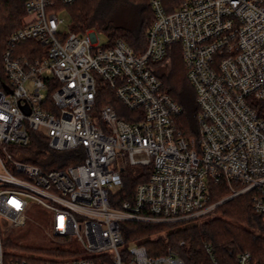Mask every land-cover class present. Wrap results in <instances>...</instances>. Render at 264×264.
<instances>
[{"label": "built area", "instance_id": "1", "mask_svg": "<svg viewBox=\"0 0 264 264\" xmlns=\"http://www.w3.org/2000/svg\"><path fill=\"white\" fill-rule=\"evenodd\" d=\"M73 1L27 0L31 20L7 37L0 219L22 225L31 200L51 212L50 234L77 236L83 255L8 258L0 227V264H185L176 253L151 256L145 246L126 243L119 225L204 214L213 206L209 181L223 182L228 198L250 192L253 211L264 217V0H182L169 12L161 0H150L153 17L139 54L120 39L102 44L94 28L60 30L65 20L55 5ZM175 45L198 105L196 138L176 130L180 106L156 73ZM100 85L113 91L133 121L105 103L100 123L93 122ZM29 131L43 134L55 151L81 147L83 160L43 170L17 159L8 148L26 145ZM129 166L148 167V179L136 186L132 201L112 207L110 194L120 189L121 171ZM203 249L217 264L212 245ZM235 264L260 263L241 252Z\"/></svg>", "mask_w": 264, "mask_h": 264}, {"label": "trees", "instance_id": "2", "mask_svg": "<svg viewBox=\"0 0 264 264\" xmlns=\"http://www.w3.org/2000/svg\"><path fill=\"white\" fill-rule=\"evenodd\" d=\"M27 0H0V81L5 82L2 71L1 55L6 47L9 34L26 23L25 2ZM150 0H75L67 5L56 4L55 9L66 8L69 14L71 32H82L94 28L106 34L109 43L116 39L124 41L134 53H142L146 46L147 29L152 21ZM182 0H161L166 11L175 9ZM119 3L128 4L136 10L134 23L129 26L116 25L112 20V11ZM31 48L40 49L36 42L25 43ZM32 54H35L32 52ZM166 70L156 73L160 78L163 90L180 106V112L175 118L176 130L186 138L198 136L197 113L198 105L195 92L186 78L177 45L170 49L166 62L158 64ZM54 86L47 90V102ZM110 103L118 117L133 121L131 111H121V103L113 91L105 85L97 90L94 108ZM25 153L13 155L17 159L36 165L43 170L60 169L81 162L84 151L77 147L66 151H55L49 148L48 140L41 133L29 134V142L20 145ZM10 147V146H9ZM10 151V150H9ZM11 152V151H10ZM20 155V156H19ZM148 167L129 166L121 171L122 186L111 193L109 202L112 207H119L123 201H132L136 186L148 179ZM209 205L229 196L230 190L223 182H208ZM219 216L196 222L195 217L174 222H141L127 220L120 223L121 234L126 243L136 242L145 246L151 256L168 252L176 253L185 264H211L203 245L210 243L213 247L217 264H235L236 257L241 252H249L252 260L264 264V221L263 216L252 209L251 193L245 192L224 200L215 206ZM211 211V210H210ZM208 211V213L210 212ZM237 222L234 225L224 218ZM183 241V244L180 242ZM3 244L15 246L10 238H5ZM51 251L61 255L75 254L77 250L62 248L38 249Z\"/></svg>", "mask_w": 264, "mask_h": 264}, {"label": "rangeland", "instance_id": "3", "mask_svg": "<svg viewBox=\"0 0 264 264\" xmlns=\"http://www.w3.org/2000/svg\"><path fill=\"white\" fill-rule=\"evenodd\" d=\"M133 6L128 4H122L119 3L112 11V20L116 25L120 26H129L134 23V20L136 18V13ZM58 15L60 17H63L65 20V23L61 25L60 30H68V25L70 24L69 21V14L66 8L62 7L59 8ZM32 18V15H27L25 20L26 22H29ZM97 35L100 40V42L107 43V36L105 33L97 30ZM157 72L161 73L166 70V67L158 66ZM124 106L121 104L119 108L121 111H125ZM126 109V108H125ZM94 116H93V122L99 124V109L94 108ZM126 112V111H125ZM36 133L35 131H29V134L32 135ZM39 133V132H38ZM10 153L12 155H18L25 153L23 149H21L20 145H11L8 148ZM20 156V155H19ZM228 199L227 197H224L217 202L213 204V206L210 208V212H206L204 214L198 215L195 218L196 222H201L205 219H210L215 216H219L218 212L215 208V206L221 204L224 200ZM30 207L27 211V218L25 222L20 226H11L9 224H4L3 221L0 219V227H1V238H2V244L3 240L5 238H10L14 243L15 246H7L3 244L4 251L6 254V257H21L26 258L29 261H39V260H63L68 259L75 256H81L83 253L81 252L83 250V246L81 241L77 239V236L72 235L71 237L67 238H58L56 236H53L50 234L49 231V224L51 222V212L37 203L33 201H29ZM225 220L229 221L230 223L234 225H240L234 220H231L229 218H224ZM264 221V217H263ZM62 248L63 250H77L75 254H67V255H61L57 254L55 252L51 251H42L38 249H54V248ZM126 264V262H124Z\"/></svg>", "mask_w": 264, "mask_h": 264}]
</instances>
